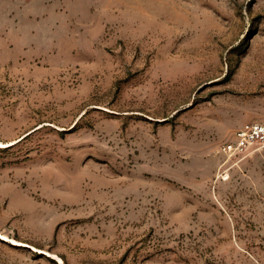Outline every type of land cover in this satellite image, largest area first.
Returning <instances> with one entry per match:
<instances>
[{
  "label": "rangeland",
  "instance_id": "1",
  "mask_svg": "<svg viewBox=\"0 0 264 264\" xmlns=\"http://www.w3.org/2000/svg\"><path fill=\"white\" fill-rule=\"evenodd\" d=\"M255 122L264 0H0V264H264Z\"/></svg>",
  "mask_w": 264,
  "mask_h": 264
},
{
  "label": "built area",
  "instance_id": "2",
  "mask_svg": "<svg viewBox=\"0 0 264 264\" xmlns=\"http://www.w3.org/2000/svg\"><path fill=\"white\" fill-rule=\"evenodd\" d=\"M251 146H257L258 149H264V124L255 122L239 129L235 133V137L232 141L223 144L219 147V154H221L225 160L222 164H228L235 158H239L243 155L247 149ZM230 166L224 167L219 174L220 177L227 179Z\"/></svg>",
  "mask_w": 264,
  "mask_h": 264
}]
</instances>
